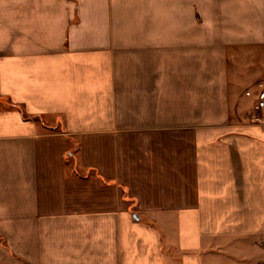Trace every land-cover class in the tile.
<instances>
[{
  "label": "crops",
  "instance_id": "obj_1",
  "mask_svg": "<svg viewBox=\"0 0 264 264\" xmlns=\"http://www.w3.org/2000/svg\"><path fill=\"white\" fill-rule=\"evenodd\" d=\"M261 89L264 0H0V264H264Z\"/></svg>",
  "mask_w": 264,
  "mask_h": 264
},
{
  "label": "built area",
  "instance_id": "obj_2",
  "mask_svg": "<svg viewBox=\"0 0 264 264\" xmlns=\"http://www.w3.org/2000/svg\"><path fill=\"white\" fill-rule=\"evenodd\" d=\"M251 94H252L251 92H247L246 95L248 97H250V96H252ZM255 94H256L255 95V98H256V100H255L256 110L262 112V111H264V90L261 89Z\"/></svg>",
  "mask_w": 264,
  "mask_h": 264
},
{
  "label": "rangeland",
  "instance_id": "obj_3",
  "mask_svg": "<svg viewBox=\"0 0 264 264\" xmlns=\"http://www.w3.org/2000/svg\"><path fill=\"white\" fill-rule=\"evenodd\" d=\"M255 106H256V104H253V103L251 104V108H252V110H253L255 113L260 114V115L262 116V115H263V112H259V111H257Z\"/></svg>",
  "mask_w": 264,
  "mask_h": 264
}]
</instances>
